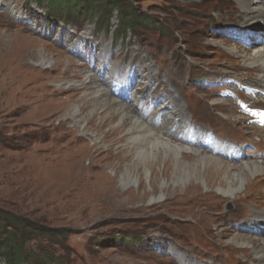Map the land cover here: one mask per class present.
<instances>
[{
	"label": "rangeland",
	"instance_id": "374dc122",
	"mask_svg": "<svg viewBox=\"0 0 264 264\" xmlns=\"http://www.w3.org/2000/svg\"><path fill=\"white\" fill-rule=\"evenodd\" d=\"M50 1L64 2L65 10L50 12ZM10 2L16 5L12 12L6 9ZM134 11L135 15L129 14ZM243 16L237 0H0V214L9 212L18 218L69 231L67 238H61V245L48 244L46 239L32 241L27 252L38 256L28 264H43L39 257L46 258L51 253L62 264H189L187 256L202 264H253L246 251L240 252L232 242L218 239L220 229L242 228V219L252 218L251 210L245 209L251 199L235 204L230 210L219 200L208 207L205 221H198L195 209L187 210L185 204L162 191L171 185L185 187L191 177L170 176L166 183L157 184L156 194L123 205L117 199H104V206L99 208L82 207L77 203L78 197L72 198L75 205L57 207L47 192L34 188L35 149L60 135L61 129H54L70 118L57 104L43 118L34 103L38 107L48 101L45 92L49 89L55 90L50 97L62 99L81 92L82 88L70 85L82 84L84 70L88 68L97 74L114 62L119 65L115 82L126 85L112 88L113 78H107L108 72L103 69L100 75L104 86L111 80L107 82L108 90L114 98L127 86L132 93L123 94L122 98L132 107L133 90L144 86L147 95L143 104L150 94L159 96L158 102L149 104L152 113L164 102L161 95L168 91L170 80L187 105L190 130L215 129L218 138L215 145L221 149L208 150L207 154L230 163L264 160V132L247 123L232 99L219 96L221 88L202 86L196 81L209 74L210 83L219 76L240 81L252 77L254 69L246 68L242 59L230 51L231 46L240 44L234 43L228 32L217 33L216 29L238 25L245 19ZM82 34L86 38L82 39ZM106 47L109 57L104 61L102 54ZM40 52L52 63L43 64ZM59 55L69 56L72 63L56 66L53 62ZM150 62L157 68L156 74L144 85L140 78L147 77L145 65ZM224 85L230 86L226 81ZM239 96L254 107L264 106L260 97L249 100L241 92ZM238 115L241 120L235 122ZM155 122L159 129L162 122ZM74 125L70 120L66 128ZM233 140L244 141L246 145L242 160L224 158L221 154L235 150L230 144ZM102 163L107 174L115 177L113 167ZM138 182L133 180L125 186L116 178L115 185L121 189L135 188ZM202 187L204 192L212 191L203 183ZM146 189L152 191L149 181ZM214 191L217 192L215 188ZM154 196L158 198L156 201L151 200ZM232 212L235 214L229 216ZM0 264H7L2 254Z\"/></svg>",
	"mask_w": 264,
	"mask_h": 264
},
{
	"label": "bare ground",
	"instance_id": "6f19581e",
	"mask_svg": "<svg viewBox=\"0 0 264 264\" xmlns=\"http://www.w3.org/2000/svg\"><path fill=\"white\" fill-rule=\"evenodd\" d=\"M237 1L244 12L242 18L245 17L240 26L257 28L259 22H264V0H254L253 3L249 0ZM9 4L5 5L6 9L14 11V2ZM17 14L19 16L21 11L18 10ZM238 46H231L230 51L242 59L246 68L254 69L252 77H245L241 82L264 89V44H254L250 49ZM108 50L109 47H106L102 54L104 61L109 57ZM39 57L43 64L52 63L47 60L44 52H40ZM53 63L63 67L72 63V58L59 55ZM145 66L147 77L140 78L144 85L149 82L148 78H152L153 74L155 76L157 69H154L152 62ZM102 68L108 72L107 78H113L111 80L114 83L119 65L114 62ZM103 69L97 71V74L88 68L84 70L82 84L74 82L70 85L74 89L82 88L79 93L65 99L52 98L50 96L55 90L49 89L45 92L48 99L50 98L48 101H43L38 107L34 103L43 118L49 115L55 104L66 110L70 116L54 129L60 128V135L54 136L47 145L35 149L34 188L47 192L51 196L52 204L57 207L75 205L76 202L72 201V198L78 197L77 203L82 207L99 208L104 206V199H117L123 205L136 198L156 194L159 191L157 184L160 181L166 183L170 176L182 179L191 177L192 180L185 187L171 185L162 191L167 192L170 198L177 199V202L185 204L187 210L195 209L198 221H205L208 207L219 200L225 202L226 208L230 210L235 204L251 199L252 202H249L245 209L251 210L252 218L242 219V228L218 229V239L232 242L240 252L246 251L253 264H264V160L230 163L207 154V149H218L213 145V135L209 130H205V134L199 133L204 134L208 143L213 145L209 148L197 142L191 145L186 141L183 134L179 133L182 128H187L191 119L187 114V105L179 93L177 94V88L170 80H167L168 91L161 95L164 102L158 110L150 113L149 110H135L139 106L148 105L146 102L142 104L147 95L144 86L134 91V106L130 107L122 96H112L107 83L111 80H108L105 86L102 85L100 75L104 72ZM158 98L157 94H150L148 101L155 103ZM79 101L83 103L78 106L76 103ZM87 111L89 114H86ZM144 112L147 114H143ZM235 117V122L241 120L239 115ZM70 120L74 121L75 125L67 129ZM155 120L162 122L159 129ZM260 130L264 132V128ZM86 160H89L88 164L85 163ZM104 161L113 167L115 177L107 174L106 165L102 163ZM202 165L205 166L204 169ZM116 178L125 186L133 180L139 182L135 188L121 189L115 185ZM147 181L152 188L150 193L146 189ZM202 183L212 191L204 192ZM157 199L154 196L151 200ZM93 213L95 215V212ZM234 214L229 213V216ZM254 229L255 232L252 231ZM186 260L189 264H202L188 256Z\"/></svg>",
	"mask_w": 264,
	"mask_h": 264
},
{
	"label": "trees",
	"instance_id": "16d2710c",
	"mask_svg": "<svg viewBox=\"0 0 264 264\" xmlns=\"http://www.w3.org/2000/svg\"><path fill=\"white\" fill-rule=\"evenodd\" d=\"M49 3L50 12L64 11V8H66L64 2L50 1ZM129 14L135 15L136 12H129ZM134 20H137V18H134ZM108 21L105 18V22L108 23ZM68 232L67 230L61 231L44 226L24 217L18 218L9 212L0 214V254L4 256L7 264H28L38 256L32 251L27 252V247L32 241L46 239L48 244L61 245V238H67ZM54 256L51 253L46 258L40 256L39 260L43 264H62L61 261H55Z\"/></svg>",
	"mask_w": 264,
	"mask_h": 264
}]
</instances>
